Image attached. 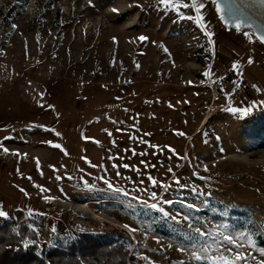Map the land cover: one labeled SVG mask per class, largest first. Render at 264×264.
Instances as JSON below:
<instances>
[{"label":"rangeland","instance_id":"1","mask_svg":"<svg viewBox=\"0 0 264 264\" xmlns=\"http://www.w3.org/2000/svg\"><path fill=\"white\" fill-rule=\"evenodd\" d=\"M263 123L264 42L217 0H0V224L39 247L264 264Z\"/></svg>","mask_w":264,"mask_h":264},{"label":"trees","instance_id":"2","mask_svg":"<svg viewBox=\"0 0 264 264\" xmlns=\"http://www.w3.org/2000/svg\"><path fill=\"white\" fill-rule=\"evenodd\" d=\"M259 131L258 147L264 149V123ZM124 237L113 241L83 235L46 248L39 247L35 231L23 220L16 225L6 221L0 224V264H138L131 239Z\"/></svg>","mask_w":264,"mask_h":264},{"label":"water","instance_id":"3","mask_svg":"<svg viewBox=\"0 0 264 264\" xmlns=\"http://www.w3.org/2000/svg\"><path fill=\"white\" fill-rule=\"evenodd\" d=\"M220 13L232 26L252 25L264 41V0H217Z\"/></svg>","mask_w":264,"mask_h":264},{"label":"bare ground","instance_id":"4","mask_svg":"<svg viewBox=\"0 0 264 264\" xmlns=\"http://www.w3.org/2000/svg\"><path fill=\"white\" fill-rule=\"evenodd\" d=\"M262 42H264V41L262 40Z\"/></svg>","mask_w":264,"mask_h":264}]
</instances>
